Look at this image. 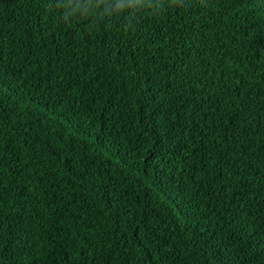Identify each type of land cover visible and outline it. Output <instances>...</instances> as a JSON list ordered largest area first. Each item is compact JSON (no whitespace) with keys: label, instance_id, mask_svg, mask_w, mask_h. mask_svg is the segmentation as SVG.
<instances>
[{"label":"trees","instance_id":"1","mask_svg":"<svg viewBox=\"0 0 264 264\" xmlns=\"http://www.w3.org/2000/svg\"><path fill=\"white\" fill-rule=\"evenodd\" d=\"M0 264H264V0H0Z\"/></svg>","mask_w":264,"mask_h":264},{"label":"clouds","instance_id":"2","mask_svg":"<svg viewBox=\"0 0 264 264\" xmlns=\"http://www.w3.org/2000/svg\"><path fill=\"white\" fill-rule=\"evenodd\" d=\"M170 2L174 4L175 0H170ZM105 3H106V0H98V4H105ZM181 3H182V0H181ZM64 6L67 7V3H65ZM84 14L87 15L88 13L85 12ZM93 14H95V13H93ZM106 15L107 16H111L112 15V13L107 9V7L105 8L104 12L99 14V16L101 18H103Z\"/></svg>","mask_w":264,"mask_h":264}]
</instances>
